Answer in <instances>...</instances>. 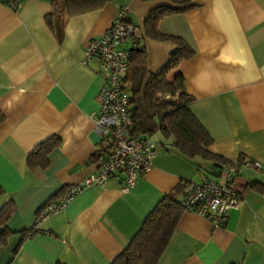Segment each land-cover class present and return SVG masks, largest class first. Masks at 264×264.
Returning a JSON list of instances; mask_svg holds the SVG:
<instances>
[{"label":"crops","instance_id":"obj_1","mask_svg":"<svg viewBox=\"0 0 264 264\" xmlns=\"http://www.w3.org/2000/svg\"><path fill=\"white\" fill-rule=\"evenodd\" d=\"M192 1L198 8L158 26L196 50L169 79L183 74L191 110L214 139L211 151L243 159L233 185L242 201L221 227L183 210L158 264H264V0ZM170 5L116 1L66 18L63 3L54 0H26L18 11L0 2V209L12 207L0 264H112L162 199L183 184L212 179L200 160L157 134L150 138L157 143L154 168L131 191H123L124 175H116L23 236L36 228L48 202L99 174L98 157L111 150L96 125L109 74L98 58L86 62L88 43L103 37L125 8L126 22L141 36L122 48L144 49L157 75L174 45L147 37L146 17ZM53 142L60 144L49 152L47 167L32 168L34 151Z\"/></svg>","mask_w":264,"mask_h":264},{"label":"trees","instance_id":"obj_2","mask_svg":"<svg viewBox=\"0 0 264 264\" xmlns=\"http://www.w3.org/2000/svg\"><path fill=\"white\" fill-rule=\"evenodd\" d=\"M116 1L125 0H54V3L62 2L66 18H70L100 11ZM170 1L172 5L154 9L146 17L147 37L174 45L162 72L157 75L150 73L144 49L129 51V70L124 82L131 98L134 119L131 134L148 138L161 134L166 140H173L174 146L183 155L200 160L201 168L209 175L214 173L217 175L226 167L239 169L244 164L242 158L232 162L211 151L214 139L191 110L194 98L186 91L183 74L177 73L172 80L169 79L183 62L196 55V50L184 38L160 32L159 23L165 18L182 15L198 8V4L192 0ZM59 144L53 142L51 145L49 143L40 145L30 156L29 165L34 169L47 167L49 152ZM249 165L252 166L253 163ZM188 185L186 183L179 186L158 203L131 244L112 264H158L180 221L183 213L182 201ZM233 185L234 182L231 187ZM258 185L249 184L251 188ZM2 194L4 192L0 186V196ZM11 216L10 204L0 209V244L5 243L11 235L8 228ZM37 232L27 231L23 236L26 238Z\"/></svg>","mask_w":264,"mask_h":264},{"label":"built area","instance_id":"obj_3","mask_svg":"<svg viewBox=\"0 0 264 264\" xmlns=\"http://www.w3.org/2000/svg\"><path fill=\"white\" fill-rule=\"evenodd\" d=\"M14 11L20 10L26 0H0ZM129 14L122 9L116 22L100 39L90 41L86 48V62L98 58L101 68L109 74L108 86L100 94L101 112L97 118V131L111 145L106 156H99L100 172L92 175L76 186L70 187L65 195L46 204L39 223L51 215L65 211L76 197L94 185L105 186L113 177L124 175L123 191H131L141 176L154 168L157 143L144 136H132L134 119L131 112V98L127 93L125 77L129 70L130 52L122 45L141 36L138 26L127 23ZM260 167L259 164H255ZM225 183L204 179L200 184H189L184 193V211L196 213L211 219L216 227H221L229 213L241 206V196L231 187L238 175L236 167L225 168Z\"/></svg>","mask_w":264,"mask_h":264},{"label":"rangeland","instance_id":"obj_4","mask_svg":"<svg viewBox=\"0 0 264 264\" xmlns=\"http://www.w3.org/2000/svg\"><path fill=\"white\" fill-rule=\"evenodd\" d=\"M157 139V138H156ZM212 179L216 180L217 182L223 183L224 182V177L218 178L216 176L211 175L210 176Z\"/></svg>","mask_w":264,"mask_h":264},{"label":"water","instance_id":"obj_5","mask_svg":"<svg viewBox=\"0 0 264 264\" xmlns=\"http://www.w3.org/2000/svg\"><path fill=\"white\" fill-rule=\"evenodd\" d=\"M220 174H221V172H219L218 175H216L215 173L213 175L216 176V177H219Z\"/></svg>","mask_w":264,"mask_h":264}]
</instances>
